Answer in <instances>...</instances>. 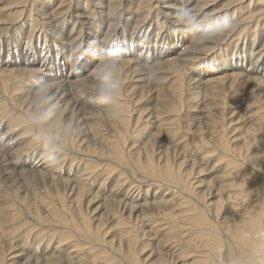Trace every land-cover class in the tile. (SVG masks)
<instances>
[{"label": "bare ground", "instance_id": "1", "mask_svg": "<svg viewBox=\"0 0 264 264\" xmlns=\"http://www.w3.org/2000/svg\"><path fill=\"white\" fill-rule=\"evenodd\" d=\"M68 1L69 0H61L60 4L58 5L61 7L57 9L52 15L58 16L60 14H65L66 12H68L67 10L68 9L67 3H69ZM165 1L167 2L168 0H156L155 2L164 3ZM198 1L199 0H197V2ZM215 1L217 2L219 0H205L204 2L213 4ZM224 1H226V3L224 2L217 10L212 9L209 12L207 11L205 13V15L214 19L215 16L218 15V12H220L219 15L227 14L228 12V14L231 17H233V19H235L236 21V29L232 33L226 35L222 40H220L219 43L231 38L233 39L232 42H234L233 45L235 48V45L237 44L238 41V39H236V36L238 35L239 32L240 34L237 36V38L238 37L240 38L241 33L244 34V32L246 31L245 29L248 28L249 30L250 28L251 30L252 27L253 28L255 27L254 30H256V28L261 24L263 25L262 30L264 31V1L263 0H224ZM25 2L26 0H16V1L14 0V2L12 1L11 4L13 3L14 4L10 5V7L11 6L14 7L15 10L14 12L12 11L13 13L11 15L10 13L8 14L10 15L9 18L11 16L17 18V16H19V13H21L22 11L20 7L23 6ZM147 2L149 1L140 0L136 6L137 8L142 7L144 5L146 6ZM236 3L239 4L237 5ZM99 5L102 4L100 3ZM106 5L110 7L109 8L110 10L112 9L114 11L117 9V7L119 8L117 4H111V2L110 4H106ZM170 6L163 5V7L165 8H169ZM177 6L178 5H176L175 7ZM203 6L204 4L202 5V7ZM150 7L151 6H148V8ZM205 8L207 7H204L203 9ZM107 13L112 14V11L106 12V14ZM78 14L73 16L78 17L77 16ZM109 14H107L108 15L107 17H109ZM48 16L47 19L44 21L45 22L47 21V24L49 23L51 24L52 19L48 18ZM79 16L84 18V15L81 13L79 14ZM141 16L143 17V15ZM69 17H72V13H69ZM16 18L15 20H17ZM137 19L139 18L137 17ZM15 20L13 19V21ZM54 20H56V18ZM6 21H4V23ZM13 21L10 20L9 22H13ZM174 25H176V23ZM142 26L143 25L140 24L139 28ZM110 27H113L111 26V23H110ZM74 37H72L71 39H75ZM262 38L263 40L261 44H256L255 47H254V42H255L254 37L250 38L251 48L249 51V57H250L249 61L251 60V62L249 64L251 66L249 69L251 72L243 73L241 67L242 63L238 65L237 62L235 63L234 68L231 67L232 70H235L233 71V73L230 72L231 75H216L212 77L207 76L206 78L204 76L202 78L205 79L204 81H206L205 85L208 88L206 90L210 93L212 100L217 99L218 100L217 103L220 102L223 103V100H225V97H223L222 95V91L216 88L215 85L217 84L221 85L225 81V79L227 80L226 78L227 76H229L228 82L230 84V87L234 86V82L236 80H237L236 82H239L241 79L245 80V82H248L247 85L256 83L264 86V73H261V71L258 70L260 66V62H258L259 57L262 54L264 55L263 53L264 36ZM211 48L212 47L205 46L203 47V49H199V50L193 49V51L198 53V56L195 57L199 58L200 54H206V55L210 54ZM254 49L257 50L254 51ZM170 51L171 53L168 54L169 56L163 59L164 61L160 63L161 64L160 66H157L159 67L157 68L158 72L161 73V71L163 70L164 71L168 70L170 75L172 74L173 76L175 75V73L179 72L180 76H176V79L175 76L168 79V80L172 79V84L169 85V88H171V93L169 95L170 97H172L171 100L172 102L169 100H167L169 101L167 103L162 102L161 105L159 106V110L154 114L148 112L146 115H144L145 117L143 116L144 118H142V116H140L141 114L140 112L138 113L137 117L130 119L131 117L129 114L130 113V110L128 108L129 106L125 105L127 104L126 102L129 100L121 99L120 96L123 94L122 92H118L116 97H119L121 101L116 102L112 100L111 102H109L110 104L109 103L108 104L109 106L110 105L111 106L105 112L107 115L106 121L109 120L110 128H107V126H105L104 127L105 129L103 127L101 129L97 122H94L92 124L89 123L88 129L89 130L92 129V133L94 136L91 137V139L89 140V142L91 143L85 142L86 143L85 146L84 145L80 146L81 144L78 145V143L75 142L68 145L66 144V139H63L64 137L63 133L65 132L64 120L62 126L59 125L61 126V129L60 128L58 129L56 127V124L58 123L57 118H54L52 121L47 122L43 126L51 134L59 137L58 139L59 143L63 145V147L66 148V150L69 149L71 152L77 151L80 152L79 155L81 154L84 156L82 157L83 159L81 158L82 163L80 164L78 163L76 165L77 168L75 171L78 172L79 170V172L76 173L77 175L78 174L81 175L83 171L86 175V171H87V173L90 175L89 178L92 177V181L90 180L91 181L90 184L92 182L94 183L95 181L94 179L97 177L102 176L103 178V175H107V174H109V176L112 175V177L114 178L113 179L114 186H111V188L113 187V189H116V191L112 192L114 193L112 194V196L101 195L100 198L98 197L100 195H97V193H99L98 189H97L98 192L93 191L96 193L92 192L88 195V197L86 198L87 200L85 207L89 205V202H91L93 207H91V205L89 206L90 207L89 212L91 214H94L96 212L98 213V216H94V217L92 216L94 218V221H92L90 215L88 216L84 208L80 206V200L82 198V195L84 196V194H87L86 189L88 190L89 188L81 186L82 183H80L78 185L79 187L76 186L77 187L76 195L74 197H70L72 199L68 203L66 202L63 193L57 187L53 188L52 190L50 189L51 191L47 193L48 194L47 200L46 201L43 200L44 202H48V203L42 202L40 198L44 208L43 212L42 213L40 212L41 214L36 213L34 216L35 218L33 217L34 220H32V222L35 221V224L37 223L39 226L42 225L47 230L44 231L40 227L39 228L41 229L40 231H44L45 233L37 231V233L34 234V237L31 236V238L33 237L36 239L32 243H30L31 241L30 240L29 241L30 245L28 244V241L25 242L26 239L22 240L23 234L26 235V233L28 234V232H30L27 230H26L27 232H25L23 230L31 229V227L26 224L27 220L23 221L19 219V217L22 214L21 211L19 210L17 212V210L15 211L14 209L8 208L9 212L7 210H6L7 212H4L5 207L0 206V264H221L219 259L223 258L222 256H225L229 260V263L231 264H242L243 259L250 261V259L255 255L256 256L254 258L259 260V256H258L259 254L257 253H263L262 257H264V236H263L264 234V118L260 117V119L257 120L255 119L256 123H254L253 126H249L248 128H246L245 133H247V137H244L242 140L240 139L239 142L240 144L239 143L232 144L230 142L231 139L229 140V137L227 136V131L225 130L222 131L224 127L222 125V122L221 125L219 122H215L219 125L213 127L215 128V130L213 129L210 131L207 130L206 133L208 134L206 136L200 135L198 134V132L193 130L192 136L185 139L184 138L185 134L183 135L181 134L186 132L184 130L185 126L179 125V120L181 121V119H183L184 117L183 116L182 118H180L181 116L180 112L182 110L181 108L185 100L187 98L188 100L191 99L189 97L193 95V87H192L193 84H191L192 82H190L191 79L189 78H188L189 83L187 85L188 88L186 87V84L178 85L177 83L181 80L180 77H182L183 74L181 69L183 66L188 65V64L185 65V63H187L186 61L189 59L184 58V55L182 58L179 57L180 55L175 56V54L178 52L177 50L176 51L170 50ZM182 51L184 53V50ZM240 57H242V55H240ZM242 60L243 59L241 58L239 61ZM125 61L127 63V60ZM6 63L7 62H4L3 65H6ZM137 66H138L137 70L141 71L142 69L140 68L139 64ZM141 66L143 65L141 64ZM32 67L33 65L27 66L26 69L24 68L26 71H22V69L21 70L15 69L16 67L14 68L15 71L13 70L12 67L2 68L1 71L4 70L2 71L3 76L0 79V85L2 91L8 92V90H11L13 87L12 85H10L11 82L14 81L15 78H17L19 75H22L25 72L30 73V72L39 71L40 73V68L38 69L37 67L36 68L35 67L32 68ZM211 69L213 68L211 67ZM28 76L30 75L28 74ZM39 77H41L39 78L40 80H42L41 83L47 84L48 79L44 77V73H41ZM157 77L158 76H156V78ZM35 79L39 80L37 79V77H35L32 79V81H34ZM62 81L63 80H61V82ZM195 81L197 84H199V82H202L201 80L196 79L194 80L193 83H195ZM77 82L82 85L85 84V82L82 79H78L76 80V82L74 81L72 83H77ZM80 86L79 88H81ZM200 87H203V85H200ZM167 88L168 87L166 86L165 89ZM48 89L50 95L55 97V101L57 102L58 107L60 105L62 107L63 105L62 103L63 101H65L66 95L70 94L69 92L70 90L68 91L67 83L66 85L65 83L61 84V87L60 85H56V86L54 85ZM80 91H84V90L80 89ZM187 91L190 92L188 93V95L191 94V96H187L186 98H183V94L184 93L186 94ZM208 97L210 98V96ZM33 100H35V97ZM242 100H245V98H243ZM0 102L4 104V101H0ZM19 102H22L23 104V101L19 100ZM29 103L31 104V102ZM211 104L214 105L211 107H215V103H211ZM242 104L245 105V107H247L248 110L249 105L241 103V105L240 104L233 105L234 107L230 109L229 113L233 109L235 110L236 108L239 109L240 106L241 108H245L244 106L242 107ZM25 105L28 106L27 104ZM80 105L82 104L80 103ZM82 107L83 110H86L84 109L83 105ZM208 108H209L208 105H204L203 112L206 113ZM63 109L62 112L65 110ZM69 109L67 108V110ZM33 111L29 112V110H26L23 112V114L26 113L25 115L29 119ZM232 115H234L233 112L230 113V116ZM168 116L171 117L168 118ZM205 116H207V114H205ZM211 116L213 115L211 112H209L208 119L210 122H212L213 120ZM85 117L91 118L92 116L91 115L86 116L83 114L82 119ZM19 118H20L19 119L20 122L22 118L20 116ZM67 118L68 117L65 116L64 119L67 120ZM15 119H18V117L17 118L15 117ZM73 119L74 118H72L71 121H73ZM139 120H141L142 122L138 123ZM22 122L23 121H21L20 123ZM24 122L26 123L29 122V126L32 127L31 126L32 122L30 125V120L29 121L24 120ZM111 123L113 125H111ZM153 124H157V128L161 130H157V132L146 131L147 130L146 128H148ZM68 125H65L66 128H68L67 127ZM102 126H104V124ZM26 127L28 128L27 130L29 131V127L28 126ZM179 133L181 134V136L179 138L175 137ZM245 133L244 135H246ZM77 134H79V131H77ZM237 137L238 136L233 135L232 136L233 141L234 140L238 141ZM170 139L171 142L174 141L175 143L173 144L170 143ZM166 142L171 144V147L174 146L171 150H173V152H175L176 154L175 164H173V162L169 159V156L167 155L168 153L166 154L165 151H164V157H162L161 155V152H163L162 149H158V150L156 149V151H154V145H157V147L161 148ZM178 143L180 144V146L177 148L176 144L178 145ZM94 144L97 146L91 147ZM250 147L252 148V150H248ZM170 152L171 151L169 150V153ZM45 153L43 154V156H45ZM60 153L62 156V152ZM73 154L76 155L75 153ZM14 155L17 156V154ZM19 155L20 154H18V156ZM5 156H6L5 154L2 155L3 158L1 160V163H3L4 165L6 164L10 165V163L13 160H17V159L12 160L6 158ZM16 156H12V157H16ZM43 156L41 155L40 157ZM171 156H173V154ZM44 158L41 159L44 160ZM64 158L62 156V160ZM47 160H45L44 163H47ZM68 160L70 161V159ZM71 164L72 163H70V165ZM57 165L60 166L61 164H57ZM51 166L55 168V166L50 162L44 164L43 166H40L38 169H35V174H37V176L40 177L39 179H46L50 183L55 184V182L56 183L58 182L57 177L47 172L52 170ZM14 171H16L15 168ZM23 174H21V176ZM77 177L74 176L75 179ZM87 178L85 179L87 180ZM65 182L67 183L66 178H65ZM72 183L75 184L76 182L75 183L72 182ZM83 184H85V182ZM151 184L154 185L155 188H162L161 194H159L158 197H154L153 199L152 198L147 199V197L138 199L137 195H139L140 193L139 192L140 188L138 190V187H146L147 189V187H152ZM4 185L6 187V185L8 184H4ZM110 191H112V189ZM43 192H41V194ZM1 196L2 195L0 194V197ZM9 202H11L10 199ZM26 208L28 212L31 211L30 210L31 208L29 207ZM24 212L26 213V211ZM4 225L6 226L4 227ZM18 230L21 231L19 234H16V231ZM14 234H16L17 236L16 235L14 236ZM45 235L47 241L44 243V245H42L43 247L39 244L42 248L38 250L39 252H37V250L34 249L33 251L36 250L35 252L37 254L35 253L36 255L32 256L30 254V251L32 250L30 247L31 244L36 245L38 240H40V237L42 238ZM222 235H223V239H222ZM222 247H224L223 251L221 250Z\"/></svg>", "mask_w": 264, "mask_h": 264}, {"label": "rangeland", "instance_id": "2", "mask_svg": "<svg viewBox=\"0 0 264 264\" xmlns=\"http://www.w3.org/2000/svg\"><path fill=\"white\" fill-rule=\"evenodd\" d=\"M12 1L14 2V0H0V10L3 9L0 11V24H1L0 25V74H1L0 79L3 76L2 71H4V70L1 71V69L4 67H9V68L12 67L14 71H15V69H20V70L22 69V71H26L25 69L27 66L33 65L32 68H34V67L35 68L37 67L38 69L40 68V73H39V71L38 72H30V73L25 72L24 74L19 75L17 78H15L14 81L11 82L10 85H12L14 88L12 87V89L8 90V92H3L1 89V85H0V101H4V104L2 102H0V103H2V104H0V142H1L0 143V165H1L0 168L2 167L1 169L3 172L2 173L1 169H0V183H1L0 184V187H1L0 188V190H1L0 194L2 195L1 196L2 198L0 197L2 199V200L0 199V206L5 207L4 212H7V211L9 212L8 208L14 209L15 211L17 210V212L19 210L21 211L22 214L19 217V219H21L23 221L27 220L26 224L31 227V229L23 230L25 232H27V231L31 232V233L28 232L30 237L27 233H26V235L23 234V237H22L23 238L22 240L26 239L25 242L28 241V244H29L30 240H31L30 243H32L36 239L33 237H34V234L37 233V231L45 233L44 231L47 230L42 225L39 226L37 223H36L37 224L36 225L35 221L32 222V220H34L33 217L35 216L36 213L39 214L40 212L41 213L43 212L44 208H43V205L41 203V200H42V202L46 201L48 198L47 193L50 192L53 188L57 187L63 193L65 200L68 203L72 199L70 197H74L76 195V193H77L76 189H77V187H79L78 185L80 183L83 184L85 182V184H83V185L81 184V186L87 187L89 189L88 190L86 189L87 194H84V196L86 195L85 197L82 195V198L80 200V206L84 208V210L86 211L88 216L90 215L92 221H94V218H93L94 216H98V213L96 212L94 214H91L89 212V208H90L89 206L91 205V207H93L91 202H89V205H87L85 207L86 200H87L86 198L88 197V195L90 193H92L93 191H97V189L99 190V193H100V194L97 193V195H100V196H98L99 198L101 197V195L112 196V194H114L112 192L116 191V189H113V187L111 188V186H114L113 185L114 184V182H113L114 178L112 177V175H110V176H109V174L103 175V178L104 179L106 178L105 180L102 178V176L97 177L94 179L95 180L94 183L92 182L91 184H90V182L92 181V177L89 178L90 175L87 173V171H86V175L83 171L82 174L81 175L78 174L79 175L78 176L76 173H78L79 170H78V172L75 171L77 168L76 165L78 163L79 164L82 163V159H83L82 157H84V156L81 154L79 155L80 152H77V151L71 152L69 149L66 150V148H64L63 145H61L59 143V141H57L55 143L54 148H55V155L57 156L58 159L60 158L59 159L60 163H58V164H61V165L59 166L56 164V165H54L55 168L53 166H51L52 170L47 171L50 174H52L53 176L57 177L58 182L57 183L55 182V184L54 183L52 184L46 179H39L40 177L37 176V174H35V169H38L40 166H43L44 164H47L50 162V159L47 156L48 150H46L44 144L37 138V132L39 131V129L37 128L38 126H35L33 123L31 125V121H30V125L32 126V127H30L29 122H27L28 124L26 122H24V120L29 121L30 119H28V117L25 115L26 113L23 114V112L26 110H29V112L34 110L36 95H37L38 90L41 87H44L47 85H48V88H50L51 86H54V85L55 86L60 85V87H61V84L65 83V85H66V83H67L68 91L70 90L69 92L71 95L67 94L65 97V101H63V103H62L63 104L62 107L60 105L56 109V114L54 117V118L58 119L57 120L58 123L56 124V127L58 129L59 128L61 129V126H62L63 120H64V123H65L64 124V131L65 132L63 133L64 134L63 139H66L67 145L71 144L73 142L78 143V145L81 144L80 146H82V145L85 146L86 143H91V142H89V140L94 135L92 133V129H90V130L88 129L89 123L92 124L94 122H97L101 129H102V127L104 128L105 126H107V128H110L109 120L106 121L107 115L105 112L110 108L111 105L109 106L110 103L109 104L107 103L108 105L98 103V101L96 99V94H95L96 93L95 92L96 80H95L94 75L91 71L92 66L100 58H102L110 49H116L119 53L120 59H119V65H118L117 73H116V79L119 81V84H120V88H119L118 92H122V94H123L120 96L121 99L129 100L126 102L127 104H125V105L129 106L128 108L130 110V113H129L130 117H131L130 119L137 117L138 113H140V112H141L140 116H142V118H144L145 117L144 115H146L148 112L154 114L155 112H157L159 110V106L161 105L162 102L167 103V102L172 100V97H170V95H169L171 93V88H169V85L172 84V79L171 80H168V79H170L173 76H175V79H176V76H180V74L178 72L172 76V74L171 75L169 74L168 70H166V71L163 70L164 72L161 71V73H160V72H158V69H157V68H159L157 66H160L161 65L160 63H162L164 61L163 59H165L167 56H169L168 54L171 53L170 50H173V51L177 50L178 51L175 54V56L180 55L179 57L182 58L184 55V58L189 59L186 61L187 63H185V65H187V64L188 65L182 67L181 71L183 74H182V77H180L181 80L177 83L178 85L179 84H181V85L186 84V87L188 88L187 85L189 83V81H188V78H189V79H191V81H190V82H192L191 84H193V86L191 85L193 87V95L192 96H191V94L188 95V93H190L188 91L186 92V94L185 93L183 94V98H186L187 96H191V97H189L191 99L188 100V98H187L185 100V102L183 103L182 108H181L182 110L180 112V115H181L180 118H182L183 116L184 117H183V119H181V121L179 120V125L185 126L184 130L186 132L181 133L182 135L185 134V137H184L185 139L192 136L193 130L198 132V134H200V135L206 136L208 134V133H206L207 130L208 131H210L212 129L215 130V128H213V127L219 125L215 122H219L220 125L222 122V125L224 126L222 131H224V130L227 131V136L229 137V140L231 139L230 142L232 144L233 143L238 144L240 142V139L242 140L244 137H247V133H245L246 128H248L249 126H253V124L256 123L255 119L256 120L260 119V117L264 118L263 117V115H264V86L256 84V83L251 84V85H247L248 82H245V80L241 79L239 81L240 83L236 82L237 81L236 80L234 82V86L230 87V84L228 82L229 76H227L226 77L227 80L225 79V81L221 85L220 84L215 85L216 88H218L222 91V95H223V97H225V100H223V103L222 102L217 103L218 102L217 99L212 100L210 93L206 90V89H208L205 85L206 81H204L205 79H202L204 76L206 78L207 76L212 77V76H216V75H231V73H233V71H235V70H232L231 67L234 68L235 63H237V62H238L237 63L238 65H240V63H242L241 67H242L243 73L251 72L249 69L251 66L249 64L251 62V60L249 61V58H250L249 57V51L251 48V39L250 38L254 37V40H255L254 47L256 46V44H261V42L263 40L262 37L264 36V33H263L264 31L262 30L263 25L261 24L260 26H258L256 28V30H254L255 27L254 28L252 27L253 29L251 28V30L249 28L250 31L247 28V29H245L246 31L244 32V34L241 33L240 38L239 37L237 38V36L240 34V32H239L238 35L236 36V39H238V41H237V44L235 45V48L233 45L234 42H232L233 39H231V38L227 39L225 41H222L221 43H219L220 42L219 40L211 41L210 43H208L210 46L208 44L203 46V47H205V46L206 47H212L210 54H207V55L206 54H200L201 58L195 57V56H198V53L193 51V49L199 50V49H203V47L198 45L195 42H192L193 38L188 37L183 32H178V30L176 29V25H174L176 23V13L178 10H182V9L190 8V7L191 8L193 7L192 9H194V10H200V9H203L204 7H207L205 9L209 12L212 9L217 10L224 2L226 3V1H224V0H219L217 2L215 1L213 4H210L208 2H204L205 0L204 1L199 0L198 2H197V0H174V1L168 0L167 2L165 1L164 3L163 2L162 3L161 2H155L156 0H148L149 2H147L146 6L144 5V6L138 7V8L136 5L140 0H110V1L109 0H69L68 1L69 3H67L68 12H66L65 14H60L58 16L57 15L53 16L52 14H54V12L61 7V6H58L60 4L61 0L60 1L59 0H26V2H25L26 4L24 3L23 6L20 7L22 11H21V13H19V16L20 15L21 16L20 17L17 16V18L11 16L9 18V16L15 10L14 7H12V6L10 7V5L14 4V3L11 4ZM110 2H111V4H117V6H119V8L118 7H117V9L115 8L116 9L115 11L112 9L110 10L109 9L110 7H108L106 5V4H110ZM96 3H99V4L101 3L102 5H99ZM202 3L204 4L203 7H202V5H203ZM207 4L210 6H208ZM236 4L238 5L239 3H236ZM236 4H235V6H236ZM163 5L164 6H166V5L170 6L171 5V6L169 8H165V7H163ZM176 5H178V6L175 7ZM148 6H151V7L148 8ZM249 9H251V8H249ZM111 11H112V14L107 13V14H109V17H107L108 15L106 14V12H111ZM77 12L79 14L80 13L83 14L84 18L79 16V14ZM9 13H10V15H8ZM69 13H72V17H69ZM76 14H78L77 15L78 17L73 16ZM219 14H220V12H218V15ZM141 15H143V17ZM227 15H229L228 12H227ZM47 16H48V18L52 19L51 24L50 23L47 24V21L46 22L44 21L47 19ZM137 17L139 19H137ZM15 18L17 20H15ZM55 18H56V20H54ZM3 19H5V20H3ZM9 19L11 21H13V19H14L15 21L9 22L10 21ZM6 20H8V21H6ZM4 21H6V22L4 23ZM110 23H111V26H113V27H110ZM108 24H109V26H108ZM140 24H142L143 26L139 28ZM138 29H139V31H138ZM78 30H79V32H78ZM74 36H76V37H74ZM72 37H74L75 39H71ZM193 43H194V45H193ZM77 46H79L81 48V50L83 51V58L79 62H70L69 56H70V54H72L73 49L76 48ZM186 46H187V48H186ZM190 46H191V48H190ZM257 49H254V51ZM182 50H184V53ZM180 53H182V54H180ZM186 54H188V55H186ZM240 55H242V57H240ZM241 58L243 60L239 61ZM131 59H132V61H131ZM133 59L135 60L136 63L134 62ZM125 60H127V63ZM159 61H161V62H159ZM4 62H7L6 65H3ZM132 62H134L137 65L139 64L140 68L142 69L141 71L143 73L141 71L137 70L138 66ZM258 62H260V66H259L258 70H260L261 73H264V55L263 54L259 57ZM92 63H93V65H92ZM141 64L143 66H141ZM144 65L148 66V67H145ZM18 67H20V68H18ZM211 67L214 70L211 69ZM155 68H156V70H155ZM146 70H148V71H146ZM149 70H151V71H149ZM238 72H241V71H238ZM41 73H44V77L48 79L47 84L41 83L42 80L39 79V78H41V77H39ZM137 73H139V74H137ZM28 74L30 76H28ZM33 75L35 77H37V79H39V80L35 79L36 81L35 80L32 81V79L35 78ZM150 75H151V77H150ZM156 76H158V77L160 76L161 78L160 77L156 78ZM77 78L82 79L85 82V84L82 85V84H79L78 82L72 83L74 81L76 82V80H78ZM193 78H195V79H193ZM85 79H86V81H85ZM135 79H136V81H135ZM196 79H199L202 81V82H199V84L203 85V87H200V85L197 84L196 81H195V83H193L194 80H196ZM61 80H63L64 83H63V81L61 82ZM69 81H70V84L72 83L71 85L69 84ZM141 81H143V82H141ZM147 81H149V82H147ZM88 82H89V84H88ZM26 84H27V86H26ZM76 86H78V87H76ZM79 86L81 88H79ZM166 86L169 88V89L167 88L168 90L165 89ZM218 86H220V87H218ZM186 87H185V89H186ZM216 88H215V90H216ZM80 89L84 90V91H80ZM199 89H200V91H199ZM75 90H76V93H75ZM92 90H94V91H92ZM205 92H206V94L207 93L208 94L206 95ZM90 93L93 95H91ZM74 95H76V96H74ZM77 95H79V96H77ZM83 96H84V98H83ZM193 96H194V98H193ZM208 96H210V98ZM34 97H35V100H33ZM120 98L115 97L113 99V101H116V102L121 101ZM243 98H245V100H242ZM25 99H26V101H25ZM30 99H32V100H30ZM87 99H88V101H87ZM89 99H90V101H89ZM19 100L23 101V104H22V102H19ZM68 100H69V102H68ZM167 100H169V101H167ZM13 102H14V104H13ZM29 102H31V104ZM20 103H21V105H20ZM80 103L84 106V109H86V110H83V107H82V105H80ZM211 103H215V107H211V106H214ZM241 103L248 104L249 105L248 110H247V107H245V105L242 104V107L244 106L245 108H241V106H240L239 109L238 108H236V110L233 109L230 113L233 112L234 115L230 116L229 111L231 108L234 107L233 105H238V104L241 105ZM25 104H27L28 106H26ZM204 105H208V107H209L208 110L206 111V113L203 112V106ZM63 107L65 110L63 109ZM67 108L68 109L70 108L69 110L72 112L67 110ZM62 109L64 110L63 111L64 113L62 112ZM96 112H97V114H96ZM209 112H211L213 115V116H211L213 119L212 122H210L208 119L210 117V116L208 117ZM218 113L221 115H219ZM83 114L86 116L91 115L92 120H91V118H88V117L83 118L84 119L83 120L82 119ZM205 114H207V116H205ZM19 116L22 119L24 117H27V118H24L23 120L21 119V121H23V122L20 123L21 121L19 122V119H20ZM56 116H58V117H56ZM65 116L68 117L67 120L64 119ZM15 117L16 118L18 117V119H15ZM170 117L171 116H168V118H170ZM72 118H74L73 121H71ZM9 119H11V120H9ZM236 119H237V121H236ZM52 120H50V121H52ZM50 121H48V122H50ZM141 122L142 121L139 120L138 123H141ZM11 124H12V126H11ZM25 124H27V125H25ZM68 124H70V126H71L70 131L65 126ZM103 124H104V126H102ZM157 124L151 125L152 127L149 126L150 128L149 127L146 128L147 129L146 131L157 132V130H161V129L157 128ZM59 125H61V126H59ZM81 125L82 126L85 125V126L82 127ZM111 125H113V124L111 123ZM26 126L29 127V131L27 130L28 128ZM158 126H160V125H158ZM8 127H9V129H8ZM31 128H33V129H31ZM84 129H85V131H84ZM77 131H79V134H77ZM216 131H217V128H216ZM244 133L246 135H244ZM181 134L179 133L175 137L179 138L181 136ZM233 135L238 136L237 137L238 141H236V140L233 141V138H232ZM9 137H11V138H9ZM84 138H86L87 140ZM80 139H82V140H80ZM79 140H80V143H79ZM180 141H181V139H180ZM170 143L173 144L175 142L174 141L171 142V139H170ZM179 143H178V145L176 144L177 148L181 144V143L180 144ZM94 146L96 147L97 145L94 144L91 147H94ZM17 147H19V148H17ZM173 147H171V144L166 142V143H164V145L161 148L157 147V145H154V151H156V149L157 150L162 149L163 150V152H161L162 157H164V151H165L166 154L168 153L167 155L169 156V159L173 162V164H175V155L176 154H175V152H173V150H171ZM250 148L248 150H252V148L251 149ZM5 149H6V151H5ZM169 150L171 151L170 153H169ZM12 151H13V154H12ZM14 151H16V152H14ZM60 152H62L63 158L65 157L63 160H62V156H61ZM39 153L40 154L42 153L41 154L42 156L45 153L46 157L45 156L40 157L41 155ZM73 153H75L76 155H74ZM171 153L173 154V156H171L172 155ZM4 154L6 155L5 156L6 158H9L12 160L17 159V160H13L10 163V165L9 164L4 165L3 163H1V160L3 158L2 155H4ZM11 154H12V156H16L14 154H17V156L12 157ZM18 154H20L21 156L19 155L20 156L19 157ZM57 154H59V155H57ZM41 158L42 159L44 158V160H42ZM192 158H194V157H192ZM37 159H38V161H37ZM68 159H70V161ZM45 160H47V163H44ZM69 162L72 164L70 165ZM195 163H197V162H195ZM7 167H9V168H7ZM13 167L16 169V171H14ZM19 169H21L22 171ZM26 170H27V172H26ZM12 172H13V174H12ZM21 174H23V175L21 176ZM91 175H93V174H91ZM74 176H76V177L78 176V177L75 179ZM55 177H54V179H55ZM198 177H200V176H198ZM65 178L67 180V183L65 182ZM85 178H87V180ZM8 179H9V182H8ZM28 179L31 182H29ZM82 179H83V181H82ZM84 179H85V181H84ZM72 182H74V183L76 182L77 184L75 183L76 184L75 185ZM4 184H8V185H6L7 188L5 187ZM12 184H13V187H15V188L12 187ZM134 184H136V183H134ZM14 185H17V186H14ZM72 186H74V187H72ZM139 188H140V190H139ZM100 189H101V191H100ZM111 189H112V191H110ZM147 189H146V187H138V190L140 193H139V195H137L138 196L137 198L142 199L143 197H147V199H151V198L153 199L154 197H158L159 194H161L162 188H155V186L152 185V187H147ZM136 191H137V189H136ZM41 192H43V193L41 194ZM93 193H96V192H93ZM40 198H41V200H40ZM5 199H7L8 201ZM9 199L11 200V202H9ZM44 203H48V202H44ZM93 203H95V202H93ZM10 204H11V206H10ZM13 204L16 207H14ZM40 204H41V206H40ZM37 206H38V208H37ZM26 207L31 208L30 209L31 211L28 212L26 210L27 209ZM39 209H40V211H39ZM24 211H26V213L28 215ZM96 211H97V209H96ZM30 224H32V225H30ZM5 226L6 225H4V227ZM40 227L44 231H40L41 230V229H39ZM20 231L21 230L16 231V234H19ZM16 234H14V236ZM27 235H28V238H27ZM31 236H33V237L31 238ZM263 236H264V234H263ZM9 239H11V238H9ZM222 239H223V235H222ZM46 241H47V238L45 235L42 238L40 237V240H38V242L36 244L37 246L34 244H31L30 247L32 250L30 251V254L32 256H35L37 254L35 251L37 250V252H39L38 250H40L43 247L42 245H44V243ZM33 245L36 247H34ZM48 248H49V246H48ZM34 249H36V250L33 251ZM221 250L223 251L224 247H222ZM257 254H259L258 255L259 260L254 258L256 256L255 255L254 257H252L250 259V261L243 259L242 264H264V257H262L263 253H257ZM222 257L223 258L219 259L221 264H231V263H229V260L225 256H222ZM224 258H226V259H224ZM27 263H28V261H27ZM30 263H31V261H30Z\"/></svg>", "mask_w": 264, "mask_h": 264}, {"label": "clouds", "instance_id": "3", "mask_svg": "<svg viewBox=\"0 0 264 264\" xmlns=\"http://www.w3.org/2000/svg\"><path fill=\"white\" fill-rule=\"evenodd\" d=\"M206 9L194 10L185 8L176 13V29L183 32L192 42L200 46L206 45L214 40H222L226 35L236 29V21L230 15H216L210 18L205 13ZM83 58V51L79 46L73 49L69 56L70 62H79ZM119 53L116 49H110L93 66L92 73L96 80V99L99 103L107 104L118 94L120 84L116 79L119 65ZM58 104L55 97L50 95L48 86L41 87L36 95L34 111L31 113L30 121L38 126L37 138L44 144L50 163H60L55 155L54 145L59 137L51 134L45 127L48 121L55 117ZM71 130V126H67Z\"/></svg>", "mask_w": 264, "mask_h": 264}]
</instances>
